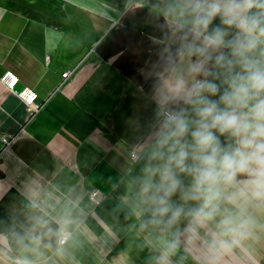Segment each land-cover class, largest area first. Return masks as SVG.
<instances>
[{
  "label": "crops",
  "instance_id": "1",
  "mask_svg": "<svg viewBox=\"0 0 264 264\" xmlns=\"http://www.w3.org/2000/svg\"><path fill=\"white\" fill-rule=\"evenodd\" d=\"M155 1L0 0V74L13 71L41 101L29 118L0 83V137L15 136L0 150V264H13V237L34 215L69 207L81 222L55 264H159L172 235L141 227L148 216L136 196L142 164L130 156L155 119L152 82L142 72L163 47L164 2ZM203 260L183 238L170 257L171 264ZM222 264H264V237Z\"/></svg>",
  "mask_w": 264,
  "mask_h": 264
},
{
  "label": "clouds",
  "instance_id": "2",
  "mask_svg": "<svg viewBox=\"0 0 264 264\" xmlns=\"http://www.w3.org/2000/svg\"><path fill=\"white\" fill-rule=\"evenodd\" d=\"M163 2V47L142 70L155 119L135 177L141 227L172 235L159 264L182 238L222 264L264 237V0ZM80 222L71 207L34 215L13 264H55Z\"/></svg>",
  "mask_w": 264,
  "mask_h": 264
},
{
  "label": "built area",
  "instance_id": "3",
  "mask_svg": "<svg viewBox=\"0 0 264 264\" xmlns=\"http://www.w3.org/2000/svg\"><path fill=\"white\" fill-rule=\"evenodd\" d=\"M72 70H66L61 74L60 86L69 78ZM0 83L9 90L11 93L16 95L25 105L28 112V117L31 118L40 108L41 101L38 98V95L35 90L28 86L19 87V77L11 70H4L0 74ZM34 96V99L29 101V96ZM15 136H1L0 137V150H5L8 148L14 141ZM138 152L135 150L130 151V156L133 161L138 160ZM102 194L98 189H93L90 193V198L98 204L101 200Z\"/></svg>",
  "mask_w": 264,
  "mask_h": 264
},
{
  "label": "snow or ice",
  "instance_id": "4",
  "mask_svg": "<svg viewBox=\"0 0 264 264\" xmlns=\"http://www.w3.org/2000/svg\"><path fill=\"white\" fill-rule=\"evenodd\" d=\"M32 99H34V96L30 95L29 96V101H31Z\"/></svg>",
  "mask_w": 264,
  "mask_h": 264
},
{
  "label": "rangeland",
  "instance_id": "5",
  "mask_svg": "<svg viewBox=\"0 0 264 264\" xmlns=\"http://www.w3.org/2000/svg\"><path fill=\"white\" fill-rule=\"evenodd\" d=\"M153 3H155V4L158 3V4H159L160 2H159V1H155V0H153Z\"/></svg>",
  "mask_w": 264,
  "mask_h": 264
}]
</instances>
